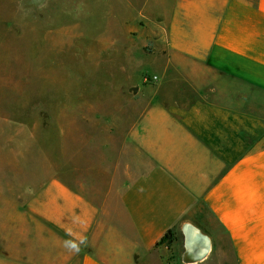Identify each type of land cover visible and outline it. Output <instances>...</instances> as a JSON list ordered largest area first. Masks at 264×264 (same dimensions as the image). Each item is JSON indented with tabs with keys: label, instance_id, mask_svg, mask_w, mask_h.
Segmentation results:
<instances>
[{
	"label": "crops",
	"instance_id": "obj_1",
	"mask_svg": "<svg viewBox=\"0 0 264 264\" xmlns=\"http://www.w3.org/2000/svg\"><path fill=\"white\" fill-rule=\"evenodd\" d=\"M156 3L153 81L112 52L115 115L72 138L41 216L0 218V264H264V0Z\"/></svg>",
	"mask_w": 264,
	"mask_h": 264
},
{
	"label": "rangeland",
	"instance_id": "obj_2",
	"mask_svg": "<svg viewBox=\"0 0 264 264\" xmlns=\"http://www.w3.org/2000/svg\"><path fill=\"white\" fill-rule=\"evenodd\" d=\"M144 1L0 0V218L41 216L58 168L72 166V138L103 135L126 78L113 51L132 48L141 64L131 85L153 81L147 44L163 42L136 39Z\"/></svg>",
	"mask_w": 264,
	"mask_h": 264
},
{
	"label": "trees",
	"instance_id": "obj_3",
	"mask_svg": "<svg viewBox=\"0 0 264 264\" xmlns=\"http://www.w3.org/2000/svg\"><path fill=\"white\" fill-rule=\"evenodd\" d=\"M171 241H172V234H171V231H169L162 238L161 242H168V243H170Z\"/></svg>",
	"mask_w": 264,
	"mask_h": 264
}]
</instances>
